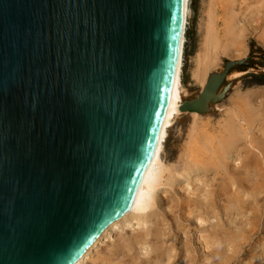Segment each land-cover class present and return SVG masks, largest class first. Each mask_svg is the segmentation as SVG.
I'll use <instances>...</instances> for the list:
<instances>
[{
    "label": "water",
    "instance_id": "obj_1",
    "mask_svg": "<svg viewBox=\"0 0 264 264\" xmlns=\"http://www.w3.org/2000/svg\"><path fill=\"white\" fill-rule=\"evenodd\" d=\"M183 8L0 0V264H75L133 208L167 110ZM249 65L227 60L180 112L208 113Z\"/></svg>",
    "mask_w": 264,
    "mask_h": 264
},
{
    "label": "rangeland",
    "instance_id": "obj_2",
    "mask_svg": "<svg viewBox=\"0 0 264 264\" xmlns=\"http://www.w3.org/2000/svg\"><path fill=\"white\" fill-rule=\"evenodd\" d=\"M189 4L183 102L227 60L250 65L231 73L243 72L226 79L230 88L207 114L176 117L150 208L120 223L82 264H264V0Z\"/></svg>",
    "mask_w": 264,
    "mask_h": 264
},
{
    "label": "bare ground",
    "instance_id": "obj_3",
    "mask_svg": "<svg viewBox=\"0 0 264 264\" xmlns=\"http://www.w3.org/2000/svg\"><path fill=\"white\" fill-rule=\"evenodd\" d=\"M189 2L190 0H184L183 19H182V25H181V31H180V43H179V49L177 53L176 70H175V75H174V81L171 86L170 97L168 101L166 114H165V117L162 123V129L160 132V136L158 138L157 149L154 154L153 160L150 164V167L147 171V174L144 178L143 184L138 193L134 206L130 211L125 212L120 219H117L112 224H110L103 231V233L99 236V238L95 240L92 246L85 252V254L75 264H82L84 261H86V259L90 256V252L93 251V249H97V247L99 246V243L102 240L107 239L108 236L111 234V231L117 228L120 223H122L123 221L129 219L130 217L134 215H137L138 213L146 211L148 208H150L152 204L154 192L157 189V187H159L160 181H161V174L159 171H157V168L162 166L161 154L163 150V144L165 143L167 139L168 129L174 124L176 117L181 113L179 108H180V105L183 103L184 96H185V90L181 82V72H182V63H183L182 60L184 58L183 49H184V44H185V30H186L188 18L190 17V13H191ZM213 22L214 21L210 19L207 36H208L209 42L216 44V42H218L216 40L218 34L216 35L217 30L215 29ZM209 45H211V43ZM231 61H234V60H231ZM205 73L204 75L207 76ZM242 74L243 72H235L232 75L230 74L231 76L230 75L229 76L239 77ZM201 76H203V74H201ZM205 76H203V78ZM205 79L206 78H204L203 80ZM189 114H194L195 116L200 115L197 113H189Z\"/></svg>",
    "mask_w": 264,
    "mask_h": 264
},
{
    "label": "trees",
    "instance_id": "obj_4",
    "mask_svg": "<svg viewBox=\"0 0 264 264\" xmlns=\"http://www.w3.org/2000/svg\"><path fill=\"white\" fill-rule=\"evenodd\" d=\"M252 77H255V75H252ZM263 83H264V81H263Z\"/></svg>",
    "mask_w": 264,
    "mask_h": 264
}]
</instances>
